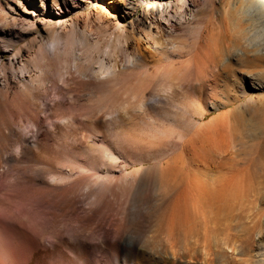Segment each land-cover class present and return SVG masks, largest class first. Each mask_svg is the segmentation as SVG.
<instances>
[{
  "label": "bare ground",
  "instance_id": "obj_1",
  "mask_svg": "<svg viewBox=\"0 0 264 264\" xmlns=\"http://www.w3.org/2000/svg\"><path fill=\"white\" fill-rule=\"evenodd\" d=\"M26 1L33 10L40 5L46 6L50 14H60L63 9L76 8L78 4L74 0ZM127 1L132 4L123 9L125 14L137 6L143 7L139 29L131 28L139 37L128 43L127 37L121 36L115 42V51L108 47L101 50L98 43L91 46L93 49L84 44L87 52L101 50L106 57H112L119 51L121 60L113 57L103 62L105 59L98 61L97 58L98 62L92 68L93 59L90 61L86 56L90 57L93 51L86 58H74L72 49L76 39L73 31L61 37L56 29L48 34L39 33L40 38L44 36L46 39L44 45L37 47L34 60L25 59L20 49L5 61L0 55V264H118L111 244H124V254L131 256L130 262L123 255L120 264H134L135 239L118 227L111 212L112 205L116 200L124 199L137 182L140 169L125 174L123 167L131 159H153L159 152L157 154L155 149H151L141 153V143L133 134L139 135L138 138L146 136L151 141L161 137L164 141L170 136V139L177 136L178 140L184 136L182 131L191 123L184 116L196 113L204 116V112L199 111L195 102L199 99L185 100L176 97L175 93L203 68H215L222 63L226 72L231 71L230 64L225 62L229 47L240 48L241 54L236 61L244 62L252 71L241 75L240 86L234 91L236 94L224 96V106L238 100L250 88L264 90V52L257 45H246L239 38L216 40L212 47L199 30L194 37L186 36L191 37L190 40L187 38L188 41L185 38L186 41H175L174 31L188 18L192 0ZM251 2L263 14L264 1ZM55 25L60 27L57 23ZM82 38L83 43L86 42L85 37ZM0 42L1 50L8 51L10 44L4 40ZM125 46L131 49L127 51ZM180 49L184 52L178 53ZM86 51L83 52L86 54ZM70 57L73 60L66 62ZM54 74L58 77L56 81L52 78ZM147 90L152 92L147 94ZM49 93L54 96L50 105L51 128L40 116V107ZM173 95L180 102H190L174 107H180L181 111L179 116L170 117L176 128L161 126L163 123L157 125L159 122L154 121L155 117L147 109L149 101L158 104L163 99L170 101L169 97ZM252 99L250 101H254ZM81 101H87V104ZM161 109L159 111L163 112ZM236 111L240 114L241 108ZM168 113L170 115V111ZM248 114L253 121L259 113L250 107ZM81 116L90 125V134L83 140L84 150L68 153L54 149L50 141L57 125L67 130V125ZM104 122H108L107 132L113 130L110 141L99 140L100 135L93 127ZM119 124L126 128L122 129ZM180 125L186 127L177 129L182 127ZM32 128L39 129L38 133H29ZM260 135L264 146L262 131ZM147 140L145 143L150 142ZM208 146L206 140L200 148ZM202 160L204 162L192 154L190 171L193 175L199 169H208L210 164ZM175 182L181 184L183 176L180 174ZM190 183L208 191L209 181L206 179L193 177ZM143 261L137 258L135 263L143 264Z\"/></svg>",
  "mask_w": 264,
  "mask_h": 264
},
{
  "label": "rangeland",
  "instance_id": "obj_2",
  "mask_svg": "<svg viewBox=\"0 0 264 264\" xmlns=\"http://www.w3.org/2000/svg\"><path fill=\"white\" fill-rule=\"evenodd\" d=\"M74 1L78 3L76 8L63 9L60 14H50L46 6L43 8L40 5L33 10L26 0H0V41L4 40L10 44L8 51H2L0 42L1 59L5 61L20 49L25 54V59L34 60L37 47L44 45L46 39L44 36L40 38L39 33L48 34L56 29L61 37L67 35L70 30L73 31L76 39L72 49L73 57H87L90 61L95 59L90 64L92 68L96 66L95 62L104 59L103 62H108L109 58L113 57L121 60L122 54L119 51L112 57H106L105 52L102 53L101 50L108 47L110 51H115V42L121 39V36H126L128 43L139 37L131 28L139 29L143 7L137 6L135 10L125 14L123 9L132 4L127 0ZM192 1L188 18L174 31L175 41L187 38L190 40L196 30H199L202 37L208 38L212 47L215 46L216 40L242 38V43L255 44L264 52V12L262 14L258 8H254L251 0ZM260 16L262 18H259ZM82 37L87 38L84 39L86 42L83 43ZM169 38L172 39L171 36ZM96 43L101 50H92V53L91 46ZM84 44H87L88 48L91 47L89 50L94 55L86 56L90 51L88 53V49H84ZM125 49L129 51L131 48ZM83 51H86V54ZM179 52H184V49L178 50ZM239 54L240 48L229 47L225 62L230 64L231 71L226 72L222 63H218L215 68H203L175 93L176 97L180 96L185 100L199 99L200 101L195 102L199 105V111L204 112V116L199 113L184 116L191 123L187 127L180 125L182 127L177 128L183 130L186 127V130L182 131L184 136L180 137L181 140L179 137L176 140L177 136L170 139V136L166 137L168 140L165 138L163 141L161 137L163 143L167 141L162 144L159 139L151 141L143 135L138 138L139 135L136 136L132 132L141 143V153L155 149L154 152H159L160 156L158 158L155 153L157 158H139L142 161L131 159L130 163L123 167L125 174L140 169L137 182L124 199L116 200L112 205L111 212L118 227L125 229L124 231L135 239L134 264L137 258L144 259L143 264H264V146L260 135L261 131L264 134V90L250 88L229 106H224L222 101L224 96L236 94L234 91L240 86L241 75L252 71L246 68L244 62L236 61ZM73 57L67 58L66 62L72 61ZM55 75L52 78L56 81L58 77ZM151 92L152 90L146 91L147 94ZM171 97L170 101L163 99L158 104L149 101L147 109L151 116L155 117L154 121L160 123H156L157 125L163 123L161 126L176 128L170 119L179 116V106L190 101L182 103L179 97ZM53 98V94L49 93L44 105L40 107V116L47 127H50L52 122L50 105ZM251 98L254 101H250ZM81 103L87 104V101ZM176 105H179V108L174 109ZM158 107L163 112H160ZM238 107L241 108L240 114L236 111ZM248 107H253L255 112L259 113L253 121L249 119ZM173 110H178V115H175ZM106 124L108 125V122L93 125V129L100 135L99 140L111 139L113 130L109 129L107 132ZM119 126L126 128L123 124ZM66 128L67 130L57 125L50 141L51 146L59 152L83 151L84 141L90 134L88 121L81 116ZM38 131L39 129L32 128L29 133L36 134ZM80 138L81 141L85 139L83 143ZM205 139L209 146L201 149L200 145ZM146 140L150 142L145 143ZM160 154L163 155L162 158ZM192 154H196L197 159L202 162V159H205L210 164L208 169H199L193 175L190 171ZM180 174L183 176V182L176 184ZM193 177L208 180V191L202 190L198 184H191ZM110 248L114 250L118 264L123 255L131 262V256L124 254V244H111Z\"/></svg>",
  "mask_w": 264,
  "mask_h": 264
}]
</instances>
